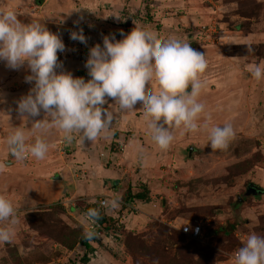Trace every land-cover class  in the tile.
I'll return each mask as SVG.
<instances>
[{"label":"rangeland","instance_id":"374dc122","mask_svg":"<svg viewBox=\"0 0 264 264\" xmlns=\"http://www.w3.org/2000/svg\"><path fill=\"white\" fill-rule=\"evenodd\" d=\"M96 1L94 7L93 2L84 3L86 6L81 7L79 13L82 16L77 17L80 22L67 26L69 31H79L78 25L82 26L87 38V44L83 43L84 52L71 63L85 80L90 78L85 67L89 49L95 44L102 46L103 36L114 34L119 40L121 31L127 34L134 28L150 31L161 40L186 41L206 56L208 63L201 75L203 88L199 97L205 112L198 130L175 129L169 149L161 150L157 146L159 172L153 177L154 188L166 192L156 195L159 206L163 200H172L173 213L184 219L180 225L207 220L208 224L203 226L207 235L192 239L170 227L160 215H154L149 217L146 225L139 223L129 232L120 229V235L112 239L117 243L116 247L100 241L91 242L97 253L106 257H90L92 251L80 244L87 232L81 210L73 211L63 204L67 194L64 186L67 187L70 175L63 159L68 160L70 151L66 142L59 144L63 140L62 133L52 129L46 136L51 147L45 159L29 156L18 161L10 152L7 157L0 158V195L8 198L17 209L16 236L11 243L0 244V264H233L234 252L249 234L264 235V101L259 102L253 97L257 91L251 92V89L258 81L246 71V62H258L264 56V43L228 42V35L235 34L233 30L243 34L253 30L264 32V0H95L94 3ZM63 3L58 15L64 14L68 18L74 13L68 12L70 7ZM79 3L81 0H77V5ZM146 18L152 22L143 21ZM235 36L238 35H232L230 39L236 41ZM237 56L239 63L228 62ZM80 60L81 63L76 62ZM236 64L244 67L242 71L234 72L233 65ZM25 77L14 81L12 88L30 91L24 84ZM239 85L248 91L242 98L236 97ZM152 87L155 89L154 84ZM112 102L108 98L104 107ZM246 103L248 116L242 119L227 116L230 108L237 104L244 110ZM8 105V101H0V122L5 116L13 115V127L19 126L17 122L21 124V119L14 110L16 107L8 111ZM43 117L42 111L40 116L31 119ZM120 120L116 116L113 122L119 125ZM128 122L131 126L126 124L121 132H114L111 125L110 137L114 134L113 139L105 140V135L98 139L105 140L106 148L110 147L111 152H121L124 139L135 133L132 130L135 129L132 127L134 120L127 118ZM206 122L210 126L232 125L236 135L227 149L210 148L207 130L203 127ZM26 126H31V120ZM74 136L80 139L79 134ZM138 137L148 145L154 143L146 125L138 130ZM91 143L85 140L80 145ZM8 161L16 163L8 168ZM23 177L27 179L19 182ZM249 185L261 192L244 196ZM125 196L127 193L124 195L127 199ZM130 211L139 212L134 208ZM9 223L5 221L4 224ZM117 223L120 224L117 220L114 229L118 232ZM85 254L89 260L81 263Z\"/></svg>","mask_w":264,"mask_h":264},{"label":"clouds","instance_id":"9594fccd","mask_svg":"<svg viewBox=\"0 0 264 264\" xmlns=\"http://www.w3.org/2000/svg\"><path fill=\"white\" fill-rule=\"evenodd\" d=\"M121 39L114 34L102 37L101 44L89 49L85 62L89 79L74 77L62 68L58 53L65 51L61 37L40 21L22 23L18 12L0 7V61L18 70L30 71L26 82H34L29 93L16 102L21 119L19 126H10L6 145L18 161L29 156L43 160L51 145L46 136L52 129L62 133L65 142L79 134L80 142L95 141L109 135L118 113L129 117L142 109L143 119L151 140L161 150L169 149L174 130H198L205 112L200 102L203 82L201 75L207 68L204 52L180 39L161 40L150 31L134 28ZM70 39L87 44L83 29L71 31ZM251 51V49H250ZM246 71L256 81L264 80V63H250ZM155 85L153 89L152 85ZM111 98L114 103L104 107ZM41 119H31L41 115ZM31 120V126H26ZM212 150L228 148L236 132L231 124H203ZM113 207L118 202L113 201ZM17 209L4 195H0V244L11 243L16 236ZM86 216L90 228L86 239H92L100 213L89 209ZM9 221V224H4ZM198 232L199 229H196ZM233 264H264V235L249 234L232 256Z\"/></svg>","mask_w":264,"mask_h":264},{"label":"crops","instance_id":"0c3cea01","mask_svg":"<svg viewBox=\"0 0 264 264\" xmlns=\"http://www.w3.org/2000/svg\"><path fill=\"white\" fill-rule=\"evenodd\" d=\"M67 1L68 3L64 0H0V7L12 8L17 11L18 19L22 23L27 24L33 20L40 21L48 28L49 31L59 35L62 38L69 32L68 28L73 26L72 24L80 22L78 21L77 17L82 16L79 13L82 10L81 7L86 6L84 3L93 2L91 5L94 7L98 2L96 1L94 3L95 0H81V3L77 5V0ZM61 2H64L63 6L67 3V5L70 7L68 12H73L74 14L71 16L69 15L68 18L65 17L64 14L58 15V9L62 4ZM233 31L235 34L228 35V42H236L241 44L260 41L264 43V32H256L253 30L247 32V34H243L237 30ZM236 34L238 36L233 38L234 40L236 39V41L231 40L230 37ZM234 58L235 59L229 60L227 58V60L229 63L238 62L237 58L240 60L239 56ZM81 61L82 60L76 62L81 63ZM246 63L248 65L254 62L249 61ZM255 63H264V56L260 58L258 62L256 60ZM233 66L234 72L236 73L242 71L244 68H242V65L240 64ZM29 73L30 71L27 66H24L18 70H13L8 68L5 62L0 61V101H8V104H10L6 107L8 111H13V109L16 107L15 101H18L21 97L29 93V91L14 90L12 88L14 81L22 80L23 77L25 75L27 76ZM242 87V85L237 87L238 89L236 97L238 96L242 98L244 97L243 94L248 92ZM253 90L257 91L253 97H255L259 102L264 101V80L255 83L254 87L251 89V92ZM112 103H114V101ZM107 107L109 106H106V108ZM246 115L248 116L247 103L244 110L238 107L236 104L235 107L233 106V108L228 110L227 114L229 118L233 119H242ZM116 116L119 117V120L121 117L122 119L120 120L121 123L119 125H116L114 122H112V125L114 126V132H121L123 128H126V124L130 125V122L127 123V118L134 120V126L132 127H135V129H132L135 131V133L132 134L131 137L129 136L128 139H124V147L121 152H111L110 147L108 149L106 148L105 140L108 138L113 139L114 134H112L111 137L110 134L106 135L105 140L97 138L95 141H91L92 143L90 145L86 144L81 146L80 139H76L77 137L75 136L71 142H66L68 147L67 150L70 151L68 160L63 159V163L66 164L70 170L68 185L67 187L64 186L65 189L63 188L66 190V195L69 194L68 196L74 197L78 200H83L87 203H91L93 200H97L102 196L106 197L108 205L110 206L111 204V206H107L106 209H104L105 214L108 217L113 218L115 221L118 220L120 223H117L118 232L115 229H111V231L116 236L120 235V229L122 231L126 230L129 232L137 228L136 225L138 226L139 223L141 225H146V223L149 222V217H153L154 215H160L161 219L165 220L170 227L178 229L181 221L184 219L173 213V201L168 200L166 202L163 200L162 203L160 202L161 206H159L158 200L156 199V195L161 192H165V190H156V188H154L156 183L153 176H156L159 172L157 166L158 159L156 157V151L158 150L157 145L155 143H153V145H148L145 141H142L138 137V130L146 125L143 119L142 109L137 107L136 115L133 117H129L125 113H118ZM238 116L240 118H238ZM13 122V115H11V117H9V115H7V117L5 116V119L0 122V158L2 156L7 157L9 155V149L6 145V138L9 133L10 126L14 125ZM17 125H20V123L17 122ZM118 135L121 136L122 133H119ZM110 162L111 165L109 164ZM15 163V161H8V168L11 166L13 167ZM107 164H109V166H107ZM114 165L119 167H115ZM24 178L25 177L20 178L19 182L27 179ZM9 181L10 180H8V182ZM7 184H5V186H7ZM129 191L131 194L143 191L144 193H147V200L136 199L133 197L124 199L125 193H129ZM113 201L118 202V207H113ZM132 208L138 210V214L130 211ZM71 210L76 211V208L71 207ZM203 230L204 236H206L207 234H205V229L203 228ZM109 245L116 247L117 243L115 244L112 242ZM120 254L122 255L123 253L121 252ZM98 255V257H106V255H102L101 252H98ZM118 255L119 254H117V256Z\"/></svg>","mask_w":264,"mask_h":264},{"label":"built area","instance_id":"2783aa9c","mask_svg":"<svg viewBox=\"0 0 264 264\" xmlns=\"http://www.w3.org/2000/svg\"><path fill=\"white\" fill-rule=\"evenodd\" d=\"M81 28H82V26L78 25V29H81ZM70 32H71V30L64 37L61 38L63 43L65 44V51L63 53L57 54L59 62L62 63V68L57 69V71L70 72V73H72V75L74 77H80V73H77L75 67H73L71 65V63L73 64L76 57H78L81 54V52H84L85 47H84L83 43H80L79 41H74V40L70 39ZM24 84L29 89H31L34 86V82H24ZM21 86L23 87V84H21ZM64 142H65L64 140H60L59 144H64ZM63 199H64L63 204H65L66 206H69V208H71V207L76 208V201H77L76 198L65 195L63 197ZM97 202L99 203V205L101 207L106 208L108 206V202H107L106 197H103V196L99 197L97 199ZM82 216H83L85 223H86V226H85L86 230L88 231L90 228V222L86 216V212H82ZM207 224H208V222L205 219L194 220V221H191V223L188 222V223H184V224L179 225L178 230L180 233L186 234L190 238L198 240L204 236L203 226L207 225ZM91 227H92V230L95 232V237L101 243H103V244L109 243L110 244L112 242V239H114L115 235L112 234V232H110L109 230H104L99 222L96 221L95 225H92ZM196 229H199V231L197 232ZM89 255H90V257H92V255L93 256L98 255V253L96 250H94Z\"/></svg>","mask_w":264,"mask_h":264},{"label":"trees","instance_id":"16d2710c","mask_svg":"<svg viewBox=\"0 0 264 264\" xmlns=\"http://www.w3.org/2000/svg\"><path fill=\"white\" fill-rule=\"evenodd\" d=\"M145 22H152L151 19H145L143 20ZM147 193H144L143 191L141 192H137L135 194H131L130 191L129 193H127V196L126 198L128 197H133V198H136V199H144V200H147V197H146ZM65 196V195H64ZM82 204L84 205V207L82 206ZM76 208L80 209L81 212H88L89 209H96L99 213H100V216L97 220V222L100 223V225L102 226V228L104 230H111V229H114V227L117 228L116 226V221L111 218V217H108L105 212H103V207H101L99 205L98 202H91V203H87V202H79V200L77 201L76 203ZM97 238L94 236L92 239H86L85 238V235L82 236V238L80 239V244L82 246H84L89 252H93L95 249L93 248V246L91 245V242H97ZM89 258L87 256V254H85L84 257H82V259H80V262L81 263H86L88 262Z\"/></svg>","mask_w":264,"mask_h":264},{"label":"water","instance_id":"95a60500","mask_svg":"<svg viewBox=\"0 0 264 264\" xmlns=\"http://www.w3.org/2000/svg\"><path fill=\"white\" fill-rule=\"evenodd\" d=\"M191 150H192V147L189 148V151L190 152H191ZM57 178H60V176L58 175ZM260 192L261 191L257 187H254V186L249 185L246 188V191L244 193V196H247L249 194L256 195V194H259ZM238 198H239V200H242L240 196ZM227 226L231 227V225H229L228 222H227ZM226 229L228 230V228H226ZM212 233H214V231Z\"/></svg>","mask_w":264,"mask_h":264},{"label":"flooded vegetation","instance_id":"af4514ba","mask_svg":"<svg viewBox=\"0 0 264 264\" xmlns=\"http://www.w3.org/2000/svg\"><path fill=\"white\" fill-rule=\"evenodd\" d=\"M235 209H236V207H235ZM235 209H234V210H235Z\"/></svg>","mask_w":264,"mask_h":264}]
</instances>
